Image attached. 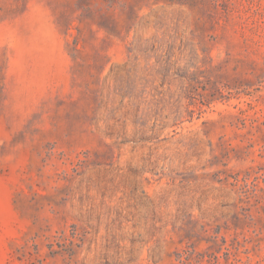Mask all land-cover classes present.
Here are the masks:
<instances>
[{"label": "rangeland", "instance_id": "374dc122", "mask_svg": "<svg viewBox=\"0 0 264 264\" xmlns=\"http://www.w3.org/2000/svg\"><path fill=\"white\" fill-rule=\"evenodd\" d=\"M220 227L264 230V0H0V264H185Z\"/></svg>", "mask_w": 264, "mask_h": 264}, {"label": "trees", "instance_id": "16d2710c", "mask_svg": "<svg viewBox=\"0 0 264 264\" xmlns=\"http://www.w3.org/2000/svg\"><path fill=\"white\" fill-rule=\"evenodd\" d=\"M249 217L251 221L254 220L250 214H247L246 219ZM240 220L245 219L240 218ZM252 231L253 234L236 231L234 236L228 239L221 234V227L214 232L207 229L206 232L209 234L207 251L197 253L196 249L192 251L187 249L179 254V259L185 264H195V262L196 264H264V256L257 263L253 262V255L264 252V230L256 227ZM242 253H246V258ZM213 259L216 262H213Z\"/></svg>", "mask_w": 264, "mask_h": 264}]
</instances>
